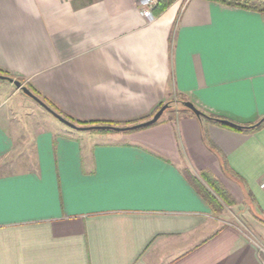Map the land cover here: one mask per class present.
<instances>
[{
  "label": "crops",
  "instance_id": "0c3cea01",
  "mask_svg": "<svg viewBox=\"0 0 264 264\" xmlns=\"http://www.w3.org/2000/svg\"><path fill=\"white\" fill-rule=\"evenodd\" d=\"M0 73L77 124L137 123L174 99L254 124L264 117V14L176 0L146 22L132 0H0ZM5 101L0 264H264V123L239 131L177 105L108 138L47 120L14 157ZM201 171L246 205L238 223L200 197L186 172Z\"/></svg>",
  "mask_w": 264,
  "mask_h": 264
},
{
  "label": "rangeland",
  "instance_id": "374dc122",
  "mask_svg": "<svg viewBox=\"0 0 264 264\" xmlns=\"http://www.w3.org/2000/svg\"><path fill=\"white\" fill-rule=\"evenodd\" d=\"M8 86H10V83L7 80L0 79V102L6 100L5 104L3 105V109L4 107L5 108L12 107L15 111L14 115L10 114V118H12L13 122H15V124H13V126L11 127H13L14 136L16 138L15 140L17 141L16 142L17 144L19 142L20 148L16 150L14 157L16 155L25 156L27 154L28 145L30 143L29 138L31 137V134L34 133L37 129L48 126L47 120L53 123V125H56L57 127H60L66 131H72V133L74 132L79 135H85V136L105 134L108 138H114L124 135H131L139 131V130H135L131 132L106 131L104 133L99 131L76 132L75 130H72L68 126L63 125V123H61L59 120L53 117L50 113H47L43 107H41L35 101H32V98L28 97L24 93L19 91V94L16 97L11 96L10 95L11 88L8 89L7 88ZM177 105H181V99L171 100L169 107L167 108L174 106L176 107ZM180 109L183 108L180 107ZM198 180L201 182V184H204V186L208 189V191H210L221 204L220 210L213 212L217 216V218L218 217L221 218L222 219L221 221L223 222L235 221L236 223H238L237 220L238 218L240 219L242 215V211L246 208L245 207L246 205L244 204L242 205V203H238L236 205L225 204L220 198L216 196V193H214V191L211 190V188H209L207 184L203 183L204 181L200 177L198 178ZM247 201L248 200L245 199V203H247ZM235 216H237V219H235Z\"/></svg>",
  "mask_w": 264,
  "mask_h": 264
},
{
  "label": "trees",
  "instance_id": "16d2710c",
  "mask_svg": "<svg viewBox=\"0 0 264 264\" xmlns=\"http://www.w3.org/2000/svg\"><path fill=\"white\" fill-rule=\"evenodd\" d=\"M174 1H176V0H158L157 5H156L155 10H154V14L157 15V14L161 13L168 6H170V4L173 3ZM208 1H213V2H216V3H220V4L233 6V7H238V8H241V9H245L247 11L250 10V11L258 12L259 14H264V0H208ZM0 74L5 75L4 73H0ZM6 76H8V75H6ZM30 91H32V93H34L36 96H38L40 98V100L45 102L50 108H52L54 111H56V113L60 114L64 118L72 121L70 118H68L65 115H63L62 113L58 112L57 109H55L53 106H51L50 103H48L46 100H44V98L40 97L35 91H33L32 89H30ZM166 103L170 104V101H168ZM160 107H162V106L160 105ZM180 107H182L184 110L188 109V108L183 107L182 104H181ZM158 109H159V107H157L155 112ZM188 111H190V110L188 109ZM202 113H203L202 118L206 119L208 121H212V122L218 123L216 121V119H226L224 117H219V116H216V115L204 113L203 111H202ZM261 119L262 120H261V122L259 124H255L254 123V124H247V125L246 124H240L239 125V124L234 122L235 124L239 125V126H236V127L230 126V125H227V124H222V123H220V124L225 125L226 127L228 126V127L232 128V129L239 130V131L240 130L248 131V130L258 129L264 123V117L261 118ZM144 120H146V119H144ZM227 120H229V119H227ZM72 122H74V121H72ZM75 124H77V123H75ZM88 124L126 125V124H119V123H112V122L111 123L110 122H98V123L97 122H90V123H85V124L84 123H79V125H88ZM99 132L104 133L106 131H99ZM128 132H131V131H128ZM223 165H224L223 166V168H224L223 170H226L227 167L225 165V162H224ZM186 176L190 179V181L192 182L191 184L194 185V187L196 188L197 192L201 195L200 197H202L206 201V203L210 206V209H212L213 212L217 211V210H220L221 204L219 203L217 198L215 196H213V194L210 191H208V189L204 186V184H201V182L198 180V178L192 176L189 172H186ZM199 176L204 181L203 183L207 184L209 186V188H211V190H213L214 193H216V196L218 198H220L225 204H227V205L235 204V201L232 198V196L229 195V192L224 188V186L221 183H219V181L215 177L212 176V174H210L208 171H201ZM260 220L264 221L263 218L260 219ZM261 258H263V261H264V257H261Z\"/></svg>",
  "mask_w": 264,
  "mask_h": 264
},
{
  "label": "water",
  "instance_id": "95a60500",
  "mask_svg": "<svg viewBox=\"0 0 264 264\" xmlns=\"http://www.w3.org/2000/svg\"><path fill=\"white\" fill-rule=\"evenodd\" d=\"M0 79L7 80L9 83H12L15 86V88H17L18 90L20 89L22 93L32 98V101H35L36 103H38L41 107H43L46 110L47 113H50L53 117H55L57 120L63 123V125L68 126L72 130L80 131V132H84V131H113V132L135 131L138 129L148 127L149 125L151 126L155 124L157 120L160 119V117L162 116L163 112L167 109V107H169V103H164L162 107H159V109L150 118L143 120V121H139L134 124H129V125H114V124L79 125V124H75L74 122L56 113V111L50 108L45 102L40 100V98L36 96L34 93H32V91H30V89L27 88V86H25L20 80L12 78L10 76H5L2 74H0ZM181 104L183 105V107L188 108L196 117H198L199 119L202 118L203 116L202 111L194 107V104L192 102L182 101ZM261 120L262 119L257 121L255 124H259ZM216 121L218 123L227 124V125L234 126V127L239 126L235 124L234 122L227 120V118L226 119H216Z\"/></svg>",
  "mask_w": 264,
  "mask_h": 264
},
{
  "label": "built area",
  "instance_id": "2783aa9c",
  "mask_svg": "<svg viewBox=\"0 0 264 264\" xmlns=\"http://www.w3.org/2000/svg\"><path fill=\"white\" fill-rule=\"evenodd\" d=\"M134 6L139 9L142 19L146 22H152L154 20L155 14L154 10L157 5L158 0H132ZM261 188L264 189V178L260 183ZM259 253L262 257H264V246L259 245ZM263 260V258H262Z\"/></svg>",
  "mask_w": 264,
  "mask_h": 264
}]
</instances>
